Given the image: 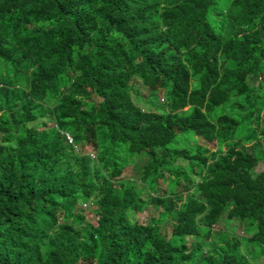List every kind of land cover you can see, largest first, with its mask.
Returning <instances> with one entry per match:
<instances>
[{"label":"trees","instance_id":"1","mask_svg":"<svg viewBox=\"0 0 264 264\" xmlns=\"http://www.w3.org/2000/svg\"><path fill=\"white\" fill-rule=\"evenodd\" d=\"M261 142L264 0H0V264H259Z\"/></svg>","mask_w":264,"mask_h":264},{"label":"rangeland","instance_id":"2","mask_svg":"<svg viewBox=\"0 0 264 264\" xmlns=\"http://www.w3.org/2000/svg\"><path fill=\"white\" fill-rule=\"evenodd\" d=\"M139 91H141V95L144 97L141 100H139V105L143 109L156 110L157 107H159L162 104V98H161L162 96H161V92L159 90L150 91L147 88L141 86V87H139ZM50 125H51V122H50ZM94 145H95L94 139L91 138V141L88 142L86 145H80V146H82V148L87 153L94 154L95 153ZM181 145L184 146L185 144H181ZM77 146H79V145H77ZM258 148L261 151V149L264 148V142H261V144L258 146ZM146 159L147 158L144 156H139V158L134 163H132V164H130L124 168L122 177L132 179L137 183L136 185H138L139 187H142V182L140 181V178H139V168L143 163H145ZM263 167H264V162H260L258 164L256 170H260ZM161 187L165 189L166 184L161 183ZM176 190L181 191L182 190L181 186L176 187ZM86 214H87V217H86L87 220H91L93 217L91 212L87 211ZM152 215H154V211H153L151 206H148L136 216V219L141 223H146ZM234 221H237V219L233 218V219H231V221H229L231 223H229L227 220H224V218H221L219 223L216 226H214L215 227L214 229H219V228L224 229L225 227L233 226L232 233L234 235L238 236L239 238L245 236L244 231L246 229H244V231H243L242 226L237 225V223ZM247 230H246V232H247ZM258 263L264 264V254L260 257V260Z\"/></svg>","mask_w":264,"mask_h":264},{"label":"built area","instance_id":"3","mask_svg":"<svg viewBox=\"0 0 264 264\" xmlns=\"http://www.w3.org/2000/svg\"><path fill=\"white\" fill-rule=\"evenodd\" d=\"M67 137H68L69 141H71V138L69 136H67Z\"/></svg>","mask_w":264,"mask_h":264}]
</instances>
